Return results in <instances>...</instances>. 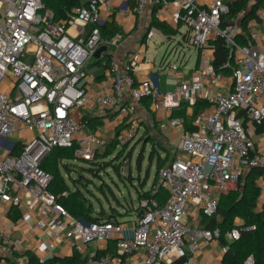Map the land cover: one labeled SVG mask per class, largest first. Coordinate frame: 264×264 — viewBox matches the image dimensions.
<instances>
[{
  "label": "built area",
  "instance_id": "built-area-1",
  "mask_svg": "<svg viewBox=\"0 0 264 264\" xmlns=\"http://www.w3.org/2000/svg\"><path fill=\"white\" fill-rule=\"evenodd\" d=\"M152 9L155 19L176 33L187 25L193 33L188 40L198 50L194 70L185 73L174 63L175 84L165 92L152 79L138 80L134 59L121 68L118 52L127 38H136L134 33L103 39L99 27L113 14L141 18ZM227 11L225 0H135L134 7L121 10L115 0H86L63 22L55 20L44 0H0V264H7L6 258L33 264L28 253H35L24 237L9 230L14 209L22 221L31 220L28 237L48 233L49 254H35L37 264L57 257V247L72 239L81 244L79 250L101 246L84 252L83 264H223L230 245L255 229L239 217L224 235L203 225L204 217L218 214L223 194L236 189L252 169L264 168V152L256 143L258 136L264 139V8L247 32L242 25L246 12L225 21ZM156 35L172 38L162 26H150L147 48ZM219 39L229 51L221 71L214 65L213 43ZM101 46H108L101 59L110 55L104 84L87 68ZM145 98L169 115L160 128H173L180 138V156L159 170L167 198L163 203L142 199L134 220L85 224L51 192L54 176L42 163L55 148L77 144L75 159L89 162L108 144H132L139 136L136 118L130 128L109 136L103 128L89 131L84 116L109 110L123 122L136 116ZM199 99L208 106L196 114L191 131L172 113L186 104L193 114ZM82 130L88 134L79 140ZM257 185L256 211L264 215V174ZM111 241L117 255L100 253ZM244 264H254L253 256Z\"/></svg>",
  "mask_w": 264,
  "mask_h": 264
},
{
  "label": "trees",
  "instance_id": "trees-1",
  "mask_svg": "<svg viewBox=\"0 0 264 264\" xmlns=\"http://www.w3.org/2000/svg\"><path fill=\"white\" fill-rule=\"evenodd\" d=\"M131 5H134L135 0H129ZM47 8L52 10L55 14V20L57 21H68V14L74 9L86 4V0H44ZM228 11L223 15L225 21H230L232 18L237 16L240 12L247 11L248 0H235L233 2L227 3ZM156 10V8H155ZM258 10V5L252 6L244 17L242 25L247 32V27L249 22L257 18L256 12ZM154 15V14H153ZM163 23L157 21L155 17L152 19L151 26H162L164 30L169 34H175L176 31L162 25ZM101 30V35L103 39L112 38L118 32H122V29L116 23V21H107L99 26ZM213 45L216 48L215 62L214 65L217 70L221 71V66L224 62L228 60L229 51L227 50L224 41L222 39L216 40ZM110 55L106 54L102 59H93L92 63L88 65V70L93 72L96 68L102 70L97 76V80L101 81L105 78V71L109 67ZM147 106L150 105L151 99L145 98L142 101L146 102ZM207 103L201 99L198 100L196 107L194 108L193 114L188 113L186 104L180 109H175L172 113V117H182L185 119L186 128L193 131L195 129L194 119L196 114L207 107ZM84 121L88 122L89 131L97 132L103 127L104 121L102 116L90 117L89 115L84 116ZM125 126L118 127L116 131H121ZM261 129L259 130V132ZM129 145L122 146L120 151H117L118 145L116 143L108 144L96 151L94 160L85 162L87 164L86 168L83 170L90 174V178L79 175L78 179H74L72 173L75 171L72 168V162L75 159V151L77 144L71 148H55L51 155L42 163V168L50 172L54 176V180L50 186V190L56 197H58L59 203L68 212L79 219L85 224H90L92 222L98 221H118L122 217V213L119 207H124V204L120 202L114 195L113 190L109 187L110 193L116 199L117 207L111 206L109 212H105L104 209L96 210L90 198H88L81 187H85L88 190V185L93 184L95 179L102 180V174L108 173L110 169L118 175L121 174L118 162ZM159 151L157 145L154 146L150 154V159L153 160L154 152ZM131 149L127 154V157L131 155ZM144 156L143 153L138 157V164L141 167L142 160ZM178 156L173 157L169 160V155L164 159H159L157 163V170H160L167 164L174 161ZM149 174V173H147ZM264 174V168H254L249 174L239 182L236 189L231 190L227 194H223L219 202L218 214L214 217L203 218V225L207 229L219 228L222 235L231 230L235 224V218L239 217L243 219L245 225H254L255 229L250 232H244L241 238L230 245L229 251L223 258V264H244L246 259L250 256L254 258V264H264V215L256 211L258 198L260 196V188L257 185L258 179ZM68 178L72 182V186L68 184ZM131 180L133 179L130 177ZM147 178L141 182L142 189H138L139 201L142 199L154 198L159 203H163L167 198V192L163 190L160 186L158 190H144ZM153 185V184H152ZM98 189L105 193V189L102 185L97 186ZM68 192V196L64 197L62 194ZM130 213L127 211L126 214ZM21 218V214L17 209L13 210L11 219L13 222H17ZM102 254L111 253L117 255V245L115 241L109 242L108 248L105 251L100 252ZM33 264L38 263V258L33 253H28ZM81 254L74 250L71 257H54L48 260L45 264H83ZM14 264V262L12 263Z\"/></svg>",
  "mask_w": 264,
  "mask_h": 264
},
{
  "label": "rangeland",
  "instance_id": "rangeland-1",
  "mask_svg": "<svg viewBox=\"0 0 264 264\" xmlns=\"http://www.w3.org/2000/svg\"><path fill=\"white\" fill-rule=\"evenodd\" d=\"M192 34V31L187 25H182L178 32L169 40L164 41L158 35L153 38L144 57H146L147 62L154 65V74H157V72L163 75L169 74L174 63L177 61L179 65L184 68L185 73L194 70L198 61V50L193 47L188 40V37L192 36ZM137 124L140 130H142L141 128L146 129L145 132L142 130L138 138L124 149L121 159L117 161L121 174L118 175L110 169L108 173L102 174V180L95 179L93 184L88 185V190H86L85 187H81L85 195L90 198L93 203L92 206H94L96 210L104 209L105 212H109L111 206L117 207L116 199L110 193V187L117 199L124 204V207H119L123 214L121 217L124 219L123 221L134 220L136 218V211L140 206L137 191L138 189H142L140 183L143 182L147 176H149V178L145 183L144 190L147 191L150 188L158 190L160 188L159 170H157L159 159H164L167 155H169V160L175 156H180L178 150L179 140L177 142H172L169 148H167L160 143L159 136H157L148 125H145L144 121L140 122L137 118ZM102 130L105 132L104 129ZM87 134V131L82 130L78 134V139L84 140ZM155 145H157L159 151L154 152V158L151 160L150 154ZM121 149L122 147L118 146L117 151ZM130 149L132 153L127 157ZM141 153H143L144 158L140 167L138 164V157ZM70 163L75 170L72 175H70L74 179H78L79 175L85 176L86 178L91 177L89 173L83 170V168L87 167L84 161L74 159ZM130 177L133 179L131 180ZM68 184L72 186L70 178H68ZM100 185L104 187L105 193L97 188V186ZM126 211H130V213L125 214Z\"/></svg>",
  "mask_w": 264,
  "mask_h": 264
},
{
  "label": "crops",
  "instance_id": "crops-1",
  "mask_svg": "<svg viewBox=\"0 0 264 264\" xmlns=\"http://www.w3.org/2000/svg\"><path fill=\"white\" fill-rule=\"evenodd\" d=\"M205 2H210L211 0H204ZM228 2H233V0H225V4L227 5ZM135 5V2H134ZM132 6L129 0H115V6L117 7V10L121 9H130ZM258 5V10H261L264 8V0H248V9L245 16L249 12L250 8L252 6ZM154 11L150 10L147 12V14L141 18L136 17L135 15L131 13H125L124 15L120 14H113L111 17H109L108 21H116V23L119 25V27L122 29V31L126 33H134L136 38L126 39L124 41L123 46L118 52V61L122 69H124V66L132 59H134L138 63V71H137V78L139 81L146 80V79H152L155 81L156 85L159 87L161 92H165L167 90H170L173 88L175 84V79L173 77L172 71L169 72L167 75H163L160 72H157V74H154V65L147 62L146 57L144 55L146 54L148 48L145 44V35L148 31L149 27L151 26L152 19L154 17ZM256 27L261 28L262 27V20L258 17L256 20ZM176 34V33H175ZM175 34H172L174 36ZM95 77L97 80V76L102 72L99 68L95 71ZM105 78H103L101 81L97 80V83L104 84L108 77H107V70L104 72ZM146 102L141 103L138 113L136 116H133L132 118H126L123 122H119V118L117 116V113L111 112H105L103 110H96L95 115H90V117H97L102 116L104 125L102 130L103 135H111L118 127L125 126L124 129L130 128L132 126V120L136 118L139 119L140 122L144 121L145 125H148L153 132L157 136H159L160 143H162L163 146H166L169 148L172 142H177L179 138L178 132H176L173 128H168L166 130H162L160 128V124L162 121H164L169 115L166 113V111L161 107V105H154L151 101L150 105L147 106ZM141 117V118H139ZM138 127V124H137ZM100 128V129H102ZM141 128V127H140ZM139 129V128H138ZM144 132L145 129L141 128ZM142 130L139 129V135L141 134ZM158 131V132H157ZM105 133V134H104ZM153 134V133H151ZM256 143L258 148H261V152H264V139H262L260 136L256 138ZM179 144V142H178ZM31 223V220H18L17 222L8 223V227L10 232L13 234L14 237H24V242L26 247H29L32 249V251L36 255H44L47 256L49 254V248H48V240L49 236L48 233H38L37 235L33 237L27 236V225ZM27 236V237H25ZM81 244L76 240H68L64 244L59 245L56 249L55 255L57 257L65 258V257H71L73 255L74 250H77L81 256L84 252L87 250H95L100 245L93 244L89 246L87 250L85 248H82V250H79L81 248ZM5 262L7 264H12L13 260L11 258H6Z\"/></svg>",
  "mask_w": 264,
  "mask_h": 264
},
{
  "label": "water",
  "instance_id": "water-1",
  "mask_svg": "<svg viewBox=\"0 0 264 264\" xmlns=\"http://www.w3.org/2000/svg\"><path fill=\"white\" fill-rule=\"evenodd\" d=\"M108 51V46H101L95 53V58L97 60H100L101 59V55L102 53L104 52H107Z\"/></svg>",
  "mask_w": 264,
  "mask_h": 264
}]
</instances>
